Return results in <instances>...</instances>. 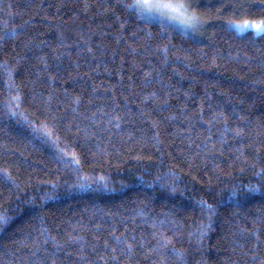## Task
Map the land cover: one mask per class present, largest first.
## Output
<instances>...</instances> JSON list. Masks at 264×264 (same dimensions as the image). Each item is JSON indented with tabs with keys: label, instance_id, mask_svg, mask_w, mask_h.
Listing matches in <instances>:
<instances>
[{
	"label": "trees",
	"instance_id": "obj_1",
	"mask_svg": "<svg viewBox=\"0 0 264 264\" xmlns=\"http://www.w3.org/2000/svg\"><path fill=\"white\" fill-rule=\"evenodd\" d=\"M193 2L208 17L198 37L119 0H0V264H114L113 228L143 238L115 264H264V33L221 23L260 0ZM51 115L59 146L33 133ZM66 145L107 187H76ZM202 197L222 201L210 224Z\"/></svg>",
	"mask_w": 264,
	"mask_h": 264
},
{
	"label": "snow or ice",
	"instance_id": "obj_2",
	"mask_svg": "<svg viewBox=\"0 0 264 264\" xmlns=\"http://www.w3.org/2000/svg\"><path fill=\"white\" fill-rule=\"evenodd\" d=\"M218 2H220V0H218ZM118 7L123 10L126 16L134 17L135 19L141 20L146 24H151L153 22L159 23L162 34H168L169 29H174L177 32L183 34H186L188 31L195 32L203 27L208 19V17L199 10L200 5L194 3L193 0H119ZM231 7L232 14L221 20L222 26L226 30L232 31L236 34L247 31H252L254 34L264 33V14L259 15L257 18H252L250 15H248V13H250L254 7L264 9V0H260L258 4L240 3L231 5ZM222 8H224V4L220 3V8L216 9V11L219 12ZM146 35L151 37V32L146 31ZM160 48L164 51V53H167L169 44H162L160 45ZM12 99L16 100L17 98L13 97ZM112 120L115 121L116 126L119 127L120 117L115 116L112 118ZM61 131L62 130L59 127V123L55 115H51L50 117L46 118L45 121L33 126V133L35 135L40 136L49 143H55L57 146H59ZM63 131H69V126L65 125ZM233 133L236 134V130H233ZM224 135H226V133L221 134V140H223ZM73 139L75 138L73 137ZM69 146L70 145H66L64 148H59L58 158L60 160H66L68 164L72 165V167L76 169V187L83 189L89 187L92 184H98L107 187L108 178L104 175H95L94 170H92L93 174L91 175L89 172H85L77 153L74 151L69 153L67 151ZM0 172L3 173V179L12 180L11 173L8 171V169H2ZM136 175V182H145L146 178L144 176L140 175L139 173ZM256 175L261 180L262 184H264V169H259ZM125 183L127 182L121 181L122 185ZM260 187L261 185H257L255 183L247 186L249 191L259 190ZM52 195L53 193H46L45 198L51 197ZM238 195L239 194L235 191L227 193L229 199H234ZM29 203H35V201L30 199ZM220 203H222V201H218L215 204L209 203L208 200L204 199L203 197L198 201L200 208L206 211L208 215L209 224L211 223V219L215 215L217 207ZM142 214L146 215V213ZM8 219L9 217H7V215H0V225L6 224ZM156 226V222L153 221V229H155ZM204 227L206 228L207 225ZM112 231L114 242L110 250L113 252L112 259L114 264L119 259L117 253L120 255L130 254L137 244L143 243V238H141L140 241H136L135 237L133 236L130 241L129 238H127L124 234H117L115 228H113ZM152 235L157 238L156 244L153 245L154 248L168 252L170 255L176 256L178 260L182 258V252L180 249H177L174 246L171 248L168 247L171 237L167 235L166 232L153 231ZM76 239H79V237ZM105 244L107 245L108 242L105 241ZM100 262L103 264V257L100 258Z\"/></svg>",
	"mask_w": 264,
	"mask_h": 264
},
{
	"label": "rangeland",
	"instance_id": "obj_3",
	"mask_svg": "<svg viewBox=\"0 0 264 264\" xmlns=\"http://www.w3.org/2000/svg\"><path fill=\"white\" fill-rule=\"evenodd\" d=\"M204 27H205V24H204V26L201 27L199 30H197V31H195V32L188 31L187 33H188V34H191V35H193V36H195V37H198V36H200V34L203 33V31H204ZM247 32H248V31H247ZM251 32H252V31H251Z\"/></svg>",
	"mask_w": 264,
	"mask_h": 264
}]
</instances>
